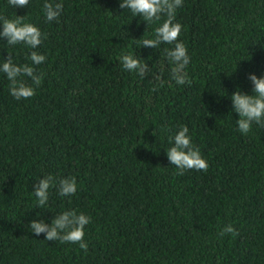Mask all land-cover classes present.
I'll list each match as a JSON object with an SVG mask.
<instances>
[{
    "label": "trees",
    "instance_id": "1",
    "mask_svg": "<svg viewBox=\"0 0 264 264\" xmlns=\"http://www.w3.org/2000/svg\"><path fill=\"white\" fill-rule=\"evenodd\" d=\"M44 2L0 0V16L42 33L36 49L0 37V64L11 55L43 74L35 96L17 101L0 73V264H264V128L237 131L230 99L264 75V0H183L174 23L190 85L171 78V45L140 47L159 22L147 26L122 0H52L63 4L52 22ZM33 50L44 63L31 65ZM122 52L148 64L143 78L122 69ZM182 125L207 171L177 175L168 160ZM49 174L74 177L77 191L52 187L37 208ZM71 210L91 218L86 252L28 227ZM229 224L239 235L220 237Z\"/></svg>",
    "mask_w": 264,
    "mask_h": 264
},
{
    "label": "clouds",
    "instance_id": "2",
    "mask_svg": "<svg viewBox=\"0 0 264 264\" xmlns=\"http://www.w3.org/2000/svg\"><path fill=\"white\" fill-rule=\"evenodd\" d=\"M13 7L26 8L29 0H8ZM183 6V0H122L119 4L121 9L129 10L134 17L139 15L146 25L157 24L153 31V38L144 39L140 47L158 48L161 44L171 45L164 48L163 53L168 62L173 65L171 78L177 85L191 84L185 69L190 64V56L185 44L179 40L182 25L175 22L176 10ZM63 10L62 3H54L52 0H45L42 11L46 22L58 19ZM0 37H5L7 45L15 46L22 44L28 49H36L42 43L40 29L31 23H26L23 16H16L15 19H8L0 16ZM31 65H41L46 57L36 51H30L26 56ZM119 62L123 70L134 72L143 78L149 66L142 63L141 59L121 53ZM0 73H3L9 81V94L17 101L28 100L35 96L36 87L42 83L43 74L38 73L33 66L28 64L17 65L13 58H9L0 64ZM23 77H28L31 84L25 82ZM249 79L253 88L251 94L242 93L237 90L232 93L230 99L233 110L238 114L236 130L247 135L255 124L261 129L264 128V75L259 78L250 74ZM153 90H156L155 88ZM189 129L186 125L169 137L172 146L167 150L168 160L177 169V175H183L187 170L207 171L208 163L201 156L200 149L193 146ZM56 187L60 196L68 197L75 195L77 182L74 177L61 178L58 181L51 174L39 180L33 194L36 198V207L43 208L49 199V189ZM91 222V218L84 213H77L75 210L64 211L55 216L51 224L43 221L32 220L28 225L31 232L39 235L45 233L44 239L48 241H59L60 243L78 244L85 252L88 249L84 241V229ZM231 234L233 238L239 235L231 224L220 229L218 235L223 237Z\"/></svg>",
    "mask_w": 264,
    "mask_h": 264
}]
</instances>
